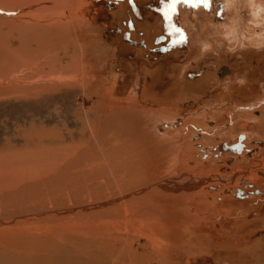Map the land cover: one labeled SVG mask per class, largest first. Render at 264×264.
<instances>
[{
    "label": "rangeland",
    "instance_id": "374dc122",
    "mask_svg": "<svg viewBox=\"0 0 264 264\" xmlns=\"http://www.w3.org/2000/svg\"><path fill=\"white\" fill-rule=\"evenodd\" d=\"M242 1L216 0L211 11L180 7L173 22L188 41L172 48L166 40L167 53H154L158 42L151 41L155 35H166L165 21L155 10L158 0H135V13L128 0H72L67 9L46 15L45 25L31 26L21 21L20 11L0 3V166L13 162L15 166L64 165L85 150L93 164L79 167L87 173L80 185L89 188L73 194V186L71 191H62V196L65 204L74 198L93 197L101 181L109 183V160L103 159L101 151L109 154V149H120L109 144V137L118 134L114 127L122 125L126 106L111 103L129 99L137 108L173 115L172 120H165L147 112L150 122L144 127L171 140L174 174L201 179L189 200L191 221L177 223L178 232L166 228L161 235L155 233L159 248L150 250L151 259L140 264H187L188 236L213 229L228 231L244 220L257 231L256 239L260 237L264 233V11L254 14V8ZM119 3L123 6L114 10ZM9 17H15L13 23L6 20ZM131 18L136 23L133 42L124 36ZM139 31L144 32L146 48L136 42ZM222 67L228 70L224 74H220ZM168 68L174 69L171 83L178 84L173 91H144L155 72ZM204 74L206 80L199 87L182 86ZM258 120L262 123L259 130L254 126ZM241 134L243 151L223 150L222 144L236 142ZM55 189L59 198L61 192ZM43 197L26 203L12 197L10 202L0 201V219L16 216L21 205L29 210L40 203L61 204L51 195L50 199ZM37 221L0 224V264H66L73 260L75 264L89 260L112 264L115 254L109 257V248L105 249L109 219L79 224L68 218ZM122 225L113 232L119 231L122 241L128 239V244L144 252L139 244L149 245V240L143 226ZM197 240L189 248L190 264H209L211 257H201L205 251L199 249L208 242ZM116 243L115 248L125 252L115 264H128L123 256L128 247ZM251 258L245 254L244 264H264ZM237 260L228 261L238 264Z\"/></svg>",
    "mask_w": 264,
    "mask_h": 264
},
{
    "label": "bare ground",
    "instance_id": "6f19581e",
    "mask_svg": "<svg viewBox=\"0 0 264 264\" xmlns=\"http://www.w3.org/2000/svg\"><path fill=\"white\" fill-rule=\"evenodd\" d=\"M71 2L72 0H0L3 7L17 10L18 12L20 11L21 21L26 26L34 25L37 22L45 25L43 19L46 15L57 12L58 10L60 11L62 8L67 9ZM240 2L243 4L242 0ZM244 2L248 6H251V8H254V14L264 11V0H245ZM238 3L235 8H238ZM6 20L13 23L15 17H9ZM128 100L119 102L118 104L111 103L113 106L125 105L126 107L123 111L122 125L119 128L114 127L119 135L114 133V136L109 137V144L112 147H118L120 149H109V154L101 151L103 159L109 160V183L101 181V185L96 184L99 190L98 188L96 189L97 192H95L93 197L89 195L87 199H83V197L82 199H79L80 197L74 198L73 201L71 200V203L68 202L69 204H65L62 191H68L73 186L76 187L75 189L72 188L73 191L70 190L73 194H76L78 191L81 193L84 190L87 191V184L85 186H83L85 183L82 186L80 185V182L84 181V176H87V173H82L80 169L84 168L86 164L92 163L89 159L90 155L87 156L85 150L80 151L75 158L68 160L64 165L30 163L29 165L16 164L15 166L13 162V164L11 163L12 165L0 166V201L7 200L10 202L9 198L12 197V200H24L26 203L27 200L31 199L34 201V199L41 198L42 200L44 198L43 196H48V199H50L51 195L54 198L53 200L61 203L60 205L56 204V206L46 205L47 203L37 205L39 204L37 203L34 209L29 208V210L22 208L20 204L21 206L17 207V211H15V213L20 214L14 217H12V214L9 217L10 220L1 218L0 224L11 225L19 222L24 223L28 220L42 221L45 219L59 220L67 218L68 220H77V223L96 219L95 222L97 223L99 222L97 220L109 219V245L105 246V249L109 248V253H107L109 257L115 254L114 259L109 261L112 264L117 263L122 252H125L115 248V243L119 242L124 247H128L126 255L123 254V256L128 258V264H140L144 260L151 259L149 256L150 250L159 248L157 244L159 240L154 237L155 233L161 235V232L163 233L166 228L175 229V225L179 222L184 224L190 222L192 208L189 200L193 196V189L197 187V181L199 182L200 178L196 180L190 176L174 174L175 159L173 158L171 140L158 132L156 133V130L153 131L151 127H144L150 122L149 118L147 119L146 117L147 112L149 114L152 113V115L155 114L157 118L165 120H172L173 115L137 108L133 105L134 102ZM79 167L81 168L79 169ZM88 172H90L89 169ZM54 189L61 192L59 198L54 194ZM68 199L70 200L69 197ZM65 200H67L66 197ZM24 211L28 213H24ZM128 222L137 223L143 226L141 229L144 228L147 231L146 236L148 238L147 240H149V245L144 242L139 244L144 249V252L142 251L143 253L137 250V246L133 247L132 244H128L130 240L122 241L119 236L120 234L117 233L119 231L113 232L114 230H119L118 227L124 223L128 225ZM96 227L98 228V226ZM175 231L178 232L177 229ZM139 233L141 234L143 231ZM89 253L93 252L89 251ZM89 261L85 264H95L92 260ZM66 264L75 263L73 260L70 263L66 262Z\"/></svg>",
    "mask_w": 264,
    "mask_h": 264
},
{
    "label": "flooded vegetation",
    "instance_id": "af4514ba",
    "mask_svg": "<svg viewBox=\"0 0 264 264\" xmlns=\"http://www.w3.org/2000/svg\"><path fill=\"white\" fill-rule=\"evenodd\" d=\"M120 1H122V0H118V2H120ZM122 6H123V4L119 3V4H117V6L115 7L114 10H119V8ZM130 8H131V11L133 13H135L137 11V8L135 10H133V8L131 6H130ZM96 11L97 10H95V12H94L95 16L97 14ZM138 13H139V11H138ZM129 21H131L134 24L133 28L129 27ZM237 22H238V20H237ZM217 26L220 27V26H225V25L223 23V24H217ZM127 27H128V30L124 33V36L126 37V40H128L129 42H133L134 40H133L131 35H132V33L136 32V23H135V20H133V18H131L127 21ZM139 34L141 37L136 42L139 45H141L142 47L146 48L148 46V43L144 37V32L139 31ZM161 36H163V35L159 34V35H155L152 37L151 41L153 43L158 42L155 46H153V50H154L153 52L154 53H167L168 52V51L163 50L166 47V45H165L166 40L165 41H159V38ZM223 69L228 71L227 68L222 67L220 69V74H222ZM173 78H174V69L173 68H168V70L163 71V72L157 71L154 73V76H153V78H151V81H149V83L147 85L143 86L144 91H147L150 88H154V89L157 88L158 91H160L164 94L171 92L178 85V84H172L174 81ZM205 80H206V74L201 76V78L195 80L193 83L184 82V84L182 86L183 87H189V88L195 87V86L197 87L198 85L200 86L201 85L200 83H203V81H205ZM167 83H170L171 85L167 87L166 86ZM140 95L141 96L143 95V89H141ZM141 99H142V97H141ZM151 100L152 99L149 98L146 101H149V104H150ZM261 124L262 123L258 120L254 123V126L257 130H259L262 127ZM244 140H245L244 135L241 134L238 137V140L236 142L231 143V144H228L226 142L227 143V144H225L226 147L232 146L234 144L237 145L236 149H239L237 152H235L234 150H230V149H223V150L231 151V152H234L236 154L240 153L241 151H243L245 149ZM262 144L264 146V142ZM216 206H217V203H215L214 207H216ZM256 217L260 218V215L258 214V215H256ZM250 227H251L250 222L247 220H244L240 223H236L235 226L227 229L228 231L221 230V229H219V231H217V230L213 229L210 231H206L204 233L200 232V233H197L193 236H188L186 239V242H185L187 249H188V254H186L187 264H190V261H189L190 249L189 248H191V245L195 244L198 241L197 239H199L200 241L208 242L207 245H205L204 247L199 248V249L205 251V252H202V254H200L201 257H204V256L211 257L210 258L211 262L209 264H219V263L230 264L228 260L231 258H234V257L238 258V260H239V262L237 260L238 264H244V262L246 260V259H244L245 254H247L249 257H252L250 260L256 258L257 263L264 261V233L260 234V237H258L256 239L255 235H256L257 231L252 230ZM211 243H214L215 246H212L213 244H211ZM237 252L238 253L240 252V253L238 254Z\"/></svg>",
    "mask_w": 264,
    "mask_h": 264
},
{
    "label": "snow or ice",
    "instance_id": "6c2138e0",
    "mask_svg": "<svg viewBox=\"0 0 264 264\" xmlns=\"http://www.w3.org/2000/svg\"><path fill=\"white\" fill-rule=\"evenodd\" d=\"M216 0H158L159 6L155 9L160 13L165 21V36L159 38L160 41L167 40L168 45L175 48L177 45L186 44L188 41L187 35L184 33L181 27H178L173 22V16L179 15L180 7H188L192 10H197L201 7L205 11H211L213 4ZM129 5L135 10L137 5L135 0H128ZM3 10L0 9V13ZM8 15H15V13H8ZM221 15V10L217 11V16ZM129 27L133 28L134 24L129 21ZM164 51L170 50L169 47H165Z\"/></svg>",
    "mask_w": 264,
    "mask_h": 264
},
{
    "label": "water",
    "instance_id": "95a60500",
    "mask_svg": "<svg viewBox=\"0 0 264 264\" xmlns=\"http://www.w3.org/2000/svg\"><path fill=\"white\" fill-rule=\"evenodd\" d=\"M159 41H160V40H159ZM224 72H226L225 69L222 70V74H223ZM236 146H237V145L234 144V145H232V146L226 147L225 144H222V147H223L224 149H230V150H234L235 152H237L239 149H236Z\"/></svg>",
    "mask_w": 264,
    "mask_h": 264
}]
</instances>
